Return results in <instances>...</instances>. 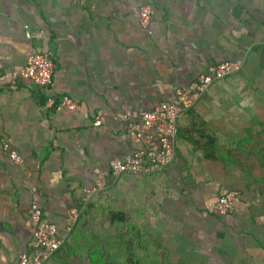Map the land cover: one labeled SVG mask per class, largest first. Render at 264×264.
<instances>
[{
    "label": "crops",
    "instance_id": "crops-1",
    "mask_svg": "<svg viewBox=\"0 0 264 264\" xmlns=\"http://www.w3.org/2000/svg\"><path fill=\"white\" fill-rule=\"evenodd\" d=\"M41 49L50 83L11 84ZM226 61L238 70L177 117L212 158L177 136L167 167L113 176L112 159L144 146L128 124ZM62 96L79 110L43 108ZM2 142L21 162L0 147V264L29 249L33 198L66 234L43 264H264V0H0ZM227 191L240 200L217 216ZM108 205L127 221L101 216Z\"/></svg>",
    "mask_w": 264,
    "mask_h": 264
},
{
    "label": "built area",
    "instance_id": "built-area-1",
    "mask_svg": "<svg viewBox=\"0 0 264 264\" xmlns=\"http://www.w3.org/2000/svg\"><path fill=\"white\" fill-rule=\"evenodd\" d=\"M139 24L146 29L151 20V8L143 5L138 12ZM30 38V33L26 32ZM238 64L231 61L221 62L209 67L201 73L196 81L185 89H178L172 100L162 101L149 110L140 113L138 124H128L131 131L143 135L144 146L123 158H114L109 162L113 176L122 173H151L167 167L174 158L177 137V117L190 110L211 84L238 70ZM53 63L43 49L35 51L26 61L21 70L11 77V84L17 80H29L37 87L45 88L51 81ZM43 108H55L56 111L75 112L79 104L70 97L62 96L59 102L51 97L46 99ZM100 118L96 117L93 125L99 126ZM1 150L16 164L21 162L16 151L9 148L7 142H2ZM237 192L221 193L211 206V211L217 216L231 214L239 202ZM29 220L32 226V238L29 249L21 252L17 264H43L60 249L66 234L61 235L57 226L42 217L39 203L35 198L30 201L28 208Z\"/></svg>",
    "mask_w": 264,
    "mask_h": 264
},
{
    "label": "trees",
    "instance_id": "trees-1",
    "mask_svg": "<svg viewBox=\"0 0 264 264\" xmlns=\"http://www.w3.org/2000/svg\"><path fill=\"white\" fill-rule=\"evenodd\" d=\"M177 136L178 137L179 136L182 137L186 142H188L190 144H193V145H196V146L201 147L202 150L204 151V157L205 158H207V159L212 158V156H211V154H212V142H213L212 139L209 140V141H207L204 145H201L198 142L194 141L193 138H189V137H186V136H183L182 134H180V130H178ZM157 171H160V170H157ZM152 173L153 172H151V173H127V174L150 175ZM91 206H92V204L89 202V203H87L84 206L83 210L85 211V210H87ZM101 214H102L101 216H104L110 223H112V222L125 223L127 221V217H128V215L126 213L113 211L109 207V205H108V207H107L106 210H104V211L101 212Z\"/></svg>",
    "mask_w": 264,
    "mask_h": 264
}]
</instances>
